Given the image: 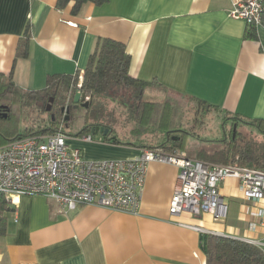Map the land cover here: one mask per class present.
Wrapping results in <instances>:
<instances>
[{
    "label": "crops",
    "instance_id": "0c3cea01",
    "mask_svg": "<svg viewBox=\"0 0 264 264\" xmlns=\"http://www.w3.org/2000/svg\"><path fill=\"white\" fill-rule=\"evenodd\" d=\"M56 2L0 0V76L11 73L22 93L43 91L49 76L83 72L97 40L106 38L125 46L130 77L204 101L221 119L264 120V26L255 28L256 39L247 38L249 27L230 17L234 0H106L85 4L76 16L72 4L60 11ZM26 31L28 55L16 58ZM68 136L67 144L89 161L133 159L140 152L92 135L90 142ZM177 174L172 165L150 164L136 215L91 205L62 211L41 196L19 197L3 214L0 264H206L201 244L207 235L264 252V216L258 215L264 200L245 201L238 181L229 178L219 187L225 219L172 217Z\"/></svg>",
    "mask_w": 264,
    "mask_h": 264
},
{
    "label": "trees",
    "instance_id": "16d2710c",
    "mask_svg": "<svg viewBox=\"0 0 264 264\" xmlns=\"http://www.w3.org/2000/svg\"><path fill=\"white\" fill-rule=\"evenodd\" d=\"M106 0H57L56 9L64 10L72 4L70 14L76 16L85 4L102 5ZM264 26V16L262 19ZM246 37L256 39L254 27H249ZM29 33L26 31L19 40L16 49V58H26L28 55ZM130 55L125 46L117 41L100 38L88 58L80 89L77 88L79 72L74 76H49L46 81V88L43 91L32 94L22 93L11 82V73L7 78L0 76V106H7V119L10 114L17 112L22 103L21 98L33 99L31 110H44V104L49 97L62 95L65 100L70 93V103L79 90L89 98V105L85 110V125L76 135L77 137L90 134L92 128H102L107 132L102 137V142L114 146L131 147L139 150L161 149L166 153L180 151L184 156L190 158L184 149L187 138L200 139L195 132L196 127H202L201 119L214 112L217 108L204 101L193 97L184 96L180 93L165 91L166 98L163 102L144 101L143 96L146 90L157 84L154 81L146 83L136 80L129 75ZM160 87V85H158ZM171 98L183 99L194 104L193 126L189 130L182 127V114L177 112L175 99L171 104ZM121 103H116V100ZM108 102L116 103L126 109L128 121L132 122V132L121 133L116 129L118 119L107 108ZM48 114L42 118L41 126L25 129L23 135L15 134L12 137H4L0 132V147L18 138H26L36 135H47L53 133L56 128V121L60 118L54 117L51 120ZM0 116V120H2ZM234 138L231 139L233 127ZM248 126L253 129L255 135L262 138L261 142H244L240 136L239 129ZM145 133H142L144 132ZM223 136L222 148L213 153L199 151L195 160L208 165L237 164L241 167H249L264 171V120L244 121L237 117L222 118ZM229 134V135H228ZM143 141H142V140ZM160 140V142H158ZM8 209V204L3 195H0V238L5 235L6 221L3 216ZM202 251L206 258V264H264V252L257 246L229 238L207 235L202 237Z\"/></svg>",
    "mask_w": 264,
    "mask_h": 264
},
{
    "label": "built area",
    "instance_id": "2783aa9c",
    "mask_svg": "<svg viewBox=\"0 0 264 264\" xmlns=\"http://www.w3.org/2000/svg\"><path fill=\"white\" fill-rule=\"evenodd\" d=\"M264 0H234L230 17L248 27H260ZM83 72L78 76L80 89ZM76 93H81L77 91ZM70 100V93L67 96ZM89 98L84 95V101ZM53 133L18 138L0 147V195L9 206L21 196H41L56 203L62 211H74L91 205L109 211L138 214L148 166L152 163L172 165L178 169L168 213L192 216L209 214L216 220L226 217L227 207L219 193L226 179L239 183L245 201L264 200V171L237 164L208 165L187 158L180 151L140 150L127 160H85L79 149L71 148L62 129ZM91 135L83 137L90 142ZM264 216V210L258 212ZM259 244V243H257Z\"/></svg>",
    "mask_w": 264,
    "mask_h": 264
},
{
    "label": "rangeland",
    "instance_id": "374dc122",
    "mask_svg": "<svg viewBox=\"0 0 264 264\" xmlns=\"http://www.w3.org/2000/svg\"><path fill=\"white\" fill-rule=\"evenodd\" d=\"M63 95V94H62ZM166 98V93L160 92L159 88L153 86L151 89H147L143 100L150 102H163ZM175 99V103L177 104V112L184 116L182 127L185 130H189L191 126H193V114H194V104L189 103L183 99L171 98V104ZM22 103L19 106V110L17 112L10 114L7 119L0 120V132L4 137H12L15 134L23 135L25 129L30 127L37 128L41 126L43 123L41 122L42 118L46 117V112L39 110H31L32 104L34 103L33 99H25L21 98ZM59 100V98H58ZM116 103H121L120 100H116ZM116 103L108 102L107 108L109 111H112L115 115V119H118V125L116 129L123 133L127 131L130 135L132 132L131 127L133 125L132 122L128 121V115H126V109L121 107V105ZM85 110H81L77 107L76 104H73V114L69 118L68 121L64 122L62 125L63 131L68 135H77L85 125ZM62 120L59 118L56 121V126L61 124ZM203 123L202 127H196L195 132L200 137V139H190L187 138L184 143V149L186 154L194 159L196 154L199 151H205L206 153H213L215 151H219L222 148L221 143H216L215 141H221L223 136L222 131V119L218 117L217 114L211 112L204 116V119H201ZM254 128L248 126H242L239 129L240 136L242 140L245 142H261L262 138L255 135L253 132ZM142 133H145L142 132ZM229 135V134H228ZM235 135V134H234ZM96 142H100L103 140L101 135H92ZM235 137V136H234ZM233 133L231 135V139L234 138ZM1 139V137H0ZM142 140V139H141ZM143 141V140H142ZM160 142V140L158 141ZM119 147V146H117ZM85 159V158H84ZM88 160V159H85ZM113 160V159H109ZM117 160V159H116Z\"/></svg>",
    "mask_w": 264,
    "mask_h": 264
},
{
    "label": "flooded vegetation",
    "instance_id": "af4514ba",
    "mask_svg": "<svg viewBox=\"0 0 264 264\" xmlns=\"http://www.w3.org/2000/svg\"><path fill=\"white\" fill-rule=\"evenodd\" d=\"M50 100H52L51 104H49ZM69 101L70 100H68V98L64 100L61 94L49 97L46 103L44 104V110L46 112V109L49 107L50 111L46 113L49 116L53 115L55 118L57 117L65 118L66 115L70 118L73 114V103H70ZM81 105L82 104H77V107L81 110H84V108H82Z\"/></svg>",
    "mask_w": 264,
    "mask_h": 264
},
{
    "label": "water",
    "instance_id": "95a60500",
    "mask_svg": "<svg viewBox=\"0 0 264 264\" xmlns=\"http://www.w3.org/2000/svg\"><path fill=\"white\" fill-rule=\"evenodd\" d=\"M52 100L49 101V104H51ZM73 104H82V108L84 109H87L89 103L84 101V94H80V93H75L74 97H73ZM0 110H3V111H7V107L6 106H0ZM50 111V108L48 107L46 109V112H49ZM0 116H2V118H6L7 117V112H3L2 114H0ZM51 120L54 121V116L51 115ZM69 120V117L66 115L65 119H64V122L68 121ZM236 129V126L233 127V137H234V131ZM90 134L91 135H101L102 137L106 136L107 132H103V129L102 128H92L91 131H90Z\"/></svg>",
    "mask_w": 264,
    "mask_h": 264
}]
</instances>
